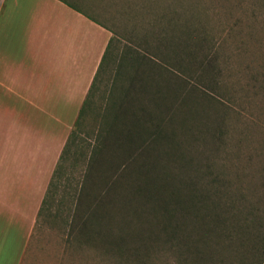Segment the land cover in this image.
<instances>
[{
  "label": "trees",
  "instance_id": "16d2710c",
  "mask_svg": "<svg viewBox=\"0 0 264 264\" xmlns=\"http://www.w3.org/2000/svg\"><path fill=\"white\" fill-rule=\"evenodd\" d=\"M161 5L154 0L145 29L120 47L87 16L111 36L38 216L56 218L49 202L65 163H79L72 192L62 195L65 249H92L95 264H264V138L240 158L241 114L223 100L232 89L222 76L231 58L225 38L198 18L192 0ZM145 7L131 18L143 20ZM256 76L263 79V65L249 71L246 87L262 86ZM243 164L255 169L246 181L254 183L243 185Z\"/></svg>",
  "mask_w": 264,
  "mask_h": 264
},
{
  "label": "crops",
  "instance_id": "0c3cea01",
  "mask_svg": "<svg viewBox=\"0 0 264 264\" xmlns=\"http://www.w3.org/2000/svg\"><path fill=\"white\" fill-rule=\"evenodd\" d=\"M93 0H0V264H23L110 31Z\"/></svg>",
  "mask_w": 264,
  "mask_h": 264
},
{
  "label": "rangeland",
  "instance_id": "374dc122",
  "mask_svg": "<svg viewBox=\"0 0 264 264\" xmlns=\"http://www.w3.org/2000/svg\"><path fill=\"white\" fill-rule=\"evenodd\" d=\"M93 3L94 9L91 11L96 14L92 16L108 26L113 31V35L120 39L117 44H113V47H120L123 39H126L130 32L143 31L155 7L154 0H136V2L93 0ZM192 3L195 4L194 10L198 18L208 19L207 28L211 27L213 32L220 31V35L225 38L224 53L231 54L228 61L229 69L224 70L222 76L223 78L226 76V84L232 89L223 100L226 105H232L230 100L234 101L241 114L236 122L231 119L228 122H234L236 125L235 129L239 132V134L236 133V137L242 139L240 158L245 160L248 154L256 153V148L252 147L264 138V77L260 79L256 76L262 86L246 87L245 85L253 83L249 80V71L259 73L261 65L264 66V0H192ZM159 4L160 10L161 0ZM144 5L147 10L144 15H139V18L143 20L132 19L131 16L138 15ZM152 6L153 9H149ZM246 31L252 32L250 38L245 36ZM242 45L245 48L244 53L235 55L234 52ZM248 63L251 66L250 70H244L243 66L245 67ZM245 135L253 144L248 146ZM235 164L240 168L237 158ZM241 168L244 174H247L243 185L254 183L253 178L251 182L246 181L252 177L255 169L247 168L246 164H243ZM63 171L59 186L49 202L50 211L57 216L56 218L53 215L52 217L40 216L26 248L23 264H95L90 262L91 253H94L92 249L68 250L63 245L58 220L62 215V202L67 198H63L62 195L66 196L72 192L80 172L79 163L71 166L70 162L66 161Z\"/></svg>",
  "mask_w": 264,
  "mask_h": 264
}]
</instances>
